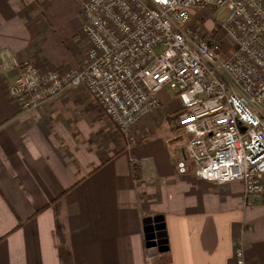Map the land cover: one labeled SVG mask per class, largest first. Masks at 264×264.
<instances>
[{
	"label": "crops",
	"instance_id": "1",
	"mask_svg": "<svg viewBox=\"0 0 264 264\" xmlns=\"http://www.w3.org/2000/svg\"><path fill=\"white\" fill-rule=\"evenodd\" d=\"M54 1L0 0V264H235L237 246L264 264V179L249 200L239 181L200 180L191 164L178 173L186 137L172 92L127 141L82 88L20 110L8 91L17 63L87 65L82 26L69 36L82 55L61 47ZM156 216L166 250L152 254L143 221Z\"/></svg>",
	"mask_w": 264,
	"mask_h": 264
},
{
	"label": "built area",
	"instance_id": "2",
	"mask_svg": "<svg viewBox=\"0 0 264 264\" xmlns=\"http://www.w3.org/2000/svg\"><path fill=\"white\" fill-rule=\"evenodd\" d=\"M87 65L40 70L17 63L8 91L21 111L82 88L127 141L157 112L159 92L181 103L177 126L186 137L176 168L200 180L242 184L251 200L264 179V0H80ZM225 8L221 35L202 34L203 16ZM226 37L233 43L223 50ZM235 264H246L243 248Z\"/></svg>",
	"mask_w": 264,
	"mask_h": 264
},
{
	"label": "rangeland",
	"instance_id": "3",
	"mask_svg": "<svg viewBox=\"0 0 264 264\" xmlns=\"http://www.w3.org/2000/svg\"><path fill=\"white\" fill-rule=\"evenodd\" d=\"M53 14H55L54 25L57 26L59 24L58 28L59 30L61 29V36H62L61 47L63 48V50L68 54L70 58H72L73 54L74 56L82 55L81 54L82 51H80V49L82 48L83 50L84 47L83 44L80 42L78 46L77 41L72 42L70 38L72 34L75 35L78 32V30L81 28L83 23V19L81 16L80 0H55ZM197 16L204 17V20L201 21L200 26H197L195 21L191 24L194 27H197V30L199 32H202V34L207 35L210 33H214L215 37H218L221 35V30H222L221 25L224 23L225 18L228 16V11L225 8H218V9L209 8V9L200 10L199 12L196 11L191 12V18H194L196 20L198 19ZM64 36L67 37L68 39L65 38ZM221 39H223L224 41L223 50L230 52L231 49L234 47L233 43L226 37H223ZM69 41H71L72 44ZM73 47H77L76 51L73 50ZM69 50L71 51L67 52ZM104 119L108 122V124H110L115 129H117L106 117H104ZM172 122L173 119L171 116H169L168 119L166 120L165 126L166 127L169 126L172 128ZM156 126H159V124H157ZM157 129L161 130V128L159 127H157ZM116 131L119 134L120 138L126 141L124 137L120 134V132L118 130ZM179 131L181 130L179 129Z\"/></svg>",
	"mask_w": 264,
	"mask_h": 264
},
{
	"label": "water",
	"instance_id": "4",
	"mask_svg": "<svg viewBox=\"0 0 264 264\" xmlns=\"http://www.w3.org/2000/svg\"><path fill=\"white\" fill-rule=\"evenodd\" d=\"M144 239L146 241V248L153 252H164L166 250V235L162 218L159 216L153 218H146L143 221Z\"/></svg>",
	"mask_w": 264,
	"mask_h": 264
},
{
	"label": "trees",
	"instance_id": "5",
	"mask_svg": "<svg viewBox=\"0 0 264 264\" xmlns=\"http://www.w3.org/2000/svg\"><path fill=\"white\" fill-rule=\"evenodd\" d=\"M179 113H180V112H178V114H176V115H177V118H178V115H179ZM134 172H136V170H135V169H134ZM135 176H136V178H137V173H136V175H135Z\"/></svg>",
	"mask_w": 264,
	"mask_h": 264
}]
</instances>
